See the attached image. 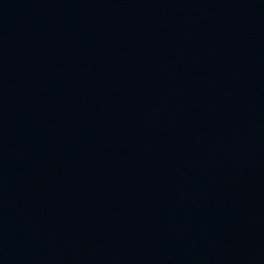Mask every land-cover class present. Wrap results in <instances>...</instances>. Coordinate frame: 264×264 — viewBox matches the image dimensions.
<instances>
[{"label": "water", "instance_id": "water-1", "mask_svg": "<svg viewBox=\"0 0 264 264\" xmlns=\"http://www.w3.org/2000/svg\"><path fill=\"white\" fill-rule=\"evenodd\" d=\"M0 264H264V0H0Z\"/></svg>", "mask_w": 264, "mask_h": 264}]
</instances>
